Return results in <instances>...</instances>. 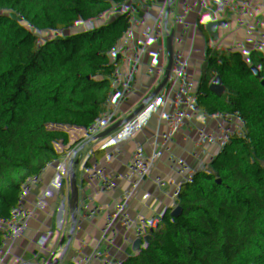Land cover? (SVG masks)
Listing matches in <instances>:
<instances>
[{
    "label": "trees",
    "instance_id": "trees-1",
    "mask_svg": "<svg viewBox=\"0 0 264 264\" xmlns=\"http://www.w3.org/2000/svg\"><path fill=\"white\" fill-rule=\"evenodd\" d=\"M241 1L0 0V164L15 166L0 170V264L41 261L58 241L64 185L85 157L81 148L49 154L126 89L204 82L239 59L224 52L223 37L203 43L225 22L216 13ZM32 154L42 161L29 163ZM160 193L153 215L160 246L193 245L198 264H264L263 190L163 182ZM170 208L175 227L163 222Z\"/></svg>",
    "mask_w": 264,
    "mask_h": 264
},
{
    "label": "built area",
    "instance_id": "built-area-1",
    "mask_svg": "<svg viewBox=\"0 0 264 264\" xmlns=\"http://www.w3.org/2000/svg\"><path fill=\"white\" fill-rule=\"evenodd\" d=\"M153 11L155 20H159L158 11L155 8ZM263 25L264 11L245 23L244 32L239 35L238 40L243 43L249 41L256 29ZM237 42L233 37L223 38L224 52L233 54ZM208 78L220 81L236 78L239 82L264 79V43L261 48L253 45L246 47L239 59L220 72L211 73ZM257 89L243 87L221 90L212 97L198 100L192 110L173 103L160 110L156 100L138 103L132 128L136 139L131 148V156L136 162L133 167L129 168V186L125 209L118 220L90 248L69 264H94L107 248H111L114 253L119 254L123 261L121 264H134L145 253L156 255L151 264H162L157 255L161 246L153 239V220L145 203L146 186H142L137 180L140 169L146 162L142 150L148 143H152L155 149L152 158L172 153L178 146L185 145L192 160L199 162L208 160L210 162V169L203 181L198 173L185 175L167 173L163 177L162 183L180 186L188 183L196 185L207 183L219 186L226 177L224 164L229 162L232 167L238 170V179L246 177L249 183L256 185L259 189L264 188V162L253 165L250 163L254 148L264 147V127L261 124L264 122V101L256 97ZM135 90L126 89L120 98V101H123L121 110L123 126L120 133L116 134L110 127H101L98 124L104 111L102 110L94 117L88 129L79 136L68 137L65 142L69 148H81L85 158L64 185L67 195L64 223L58 233L57 243L39 261V264H57L72 253L76 236L87 223L103 181L107 177H112L110 189L122 183L121 146ZM237 99H244L249 109L254 105L258 118L252 114L238 116L234 109L225 112L224 106ZM193 116H206L215 120L219 130L232 116H237L234 126L236 138L232 139L228 135L220 134L208 136L202 132H195ZM147 122L153 126L150 130L145 125ZM217 144L221 145L219 162L215 161V152L212 150ZM207 146L210 149H206ZM34 156L39 157L38 154H32L30 158L32 159ZM245 165L249 166L248 170L242 169ZM120 201V198L106 197L103 199L102 205L117 212ZM165 248L172 251L169 264L199 263V253L193 245H170Z\"/></svg>",
    "mask_w": 264,
    "mask_h": 264
},
{
    "label": "crops",
    "instance_id": "crops-1",
    "mask_svg": "<svg viewBox=\"0 0 264 264\" xmlns=\"http://www.w3.org/2000/svg\"><path fill=\"white\" fill-rule=\"evenodd\" d=\"M234 7H238V12H235L233 10ZM263 11L264 0H242L241 2L234 4L229 9L217 12L216 15L219 18L225 20L223 26L217 34L218 37L235 38L238 42L237 47L234 48V53H236L238 56L240 55V57L243 55L246 47L248 46L253 45L257 48H261L264 43V25L259 26L256 29L255 34L250 37L249 41L243 43L238 39L239 35L244 32L245 23L251 19L256 18ZM210 81L215 82L207 85L231 84L239 82L236 78H230L226 81H220L217 79H212ZM257 88L258 91L256 93V97L264 101V84ZM217 92L218 91H207L198 89H179L162 85L143 91L141 93L144 94L143 99L141 101H139L138 99V103L146 100H156L159 103L160 110H163L167 105L171 103L177 106L184 107L187 110H192L198 100L205 97H212ZM122 107L123 101H120V103H118L117 105L104 109L100 116L98 124L101 127H110L116 134L120 133L123 126V118L121 114ZM232 109L236 111L238 116H247L249 114H252L255 118H258L256 107L253 105L249 109L244 99H237L235 102L227 103L224 106L225 112H230ZM193 122L195 132H202L207 134L208 136L220 134L228 135L232 139L236 138L234 126L237 122V116H232L229 121L224 123V127L220 130L218 129L216 121L209 119L206 116H193ZM261 124L264 127V122H262ZM145 125L148 130L153 127L149 122L145 123ZM135 139L136 135L133 131V133L131 132L130 136L126 141V145L128 144V142L130 143L129 157H127L125 154L126 145L124 147V163H129L130 167H133L136 162L135 159L131 156V148L135 143ZM207 148L210 149L209 146H207L206 149ZM212 150L215 152V161L219 162V158L221 156V145L217 144ZM154 151L155 149L152 143H148L143 147L142 152L143 155L146 157V162L141 167L139 176L137 178V180L142 186H146L145 203L149 213L150 210L154 207L152 205V202L155 201L154 196L159 194H157V191L161 192L162 179L167 173L177 175H185L187 173H198L203 181L206 177L207 172L210 169V162L208 160H205L203 162L192 160L185 145H180L173 150V152H177L180 157L173 158L172 170H169V168L163 163H158L155 158H152ZM161 156L159 157L161 158ZM262 162H264V147L254 148L252 157L250 158V163L253 165ZM248 168V165L242 167L243 170H248ZM224 169L226 170V177L218 187L237 186L258 188L256 187V185L249 183L246 177H241L240 179H238V170L232 167L229 162L224 164ZM112 180V177H107L103 181V184L100 189L98 190V197L95 199L94 204L91 208V213L88 217L87 223L76 236L75 243L73 246V252L79 251L87 243H89L95 233L99 229L107 225V223L112 219V217L116 213L115 211H111L110 209L102 205V201L106 197L121 199L123 196L122 183L114 188H109L112 183ZM203 186V183L197 185L199 190H202ZM261 190L264 191V188H262ZM150 216L153 220V214H150ZM157 255L160 258L162 264H169L172 256V251L161 246ZM155 256L156 255L153 253H145L134 264H151V261ZM122 262V258L119 256V254L114 253L111 248H107L101 258L98 259L94 264H121ZM21 264H39V261L23 260L21 261Z\"/></svg>",
    "mask_w": 264,
    "mask_h": 264
},
{
    "label": "water",
    "instance_id": "water-1",
    "mask_svg": "<svg viewBox=\"0 0 264 264\" xmlns=\"http://www.w3.org/2000/svg\"><path fill=\"white\" fill-rule=\"evenodd\" d=\"M192 9L198 10L197 6H191ZM233 10L235 12H238V7H234ZM220 41V38L218 37L217 34L213 33L210 38L203 43L205 46H209L212 44H218ZM262 84H264V79H250L247 81H240L238 83H231V84H218V85H207V84H202V85H197L194 81L191 80H166V81H153L149 82L146 84H143L139 86L133 95L132 101H131V106H130V111L129 115L127 117L125 127H124V137L122 140V146H121V163H122V170H121V182H122V187H123V196L120 201V207L117 210V212L114 214L112 219L99 229L93 238L87 243L82 249L79 251H74L70 253L67 257H65L63 260H61L57 264H69L73 260H75L80 254L85 252L88 248H90L101 236L102 234L114 223L118 220V218L121 216L123 210L125 209L126 206V200H127V190L129 186V168L130 164L129 163H124V147L126 145V141L128 137L130 136L133 128V123H134V116H135V111L136 107L138 104V99L140 94L150 88L157 87V86H168V87H174V88H179V89H198V90H210V91H221V90H230V89H236V88H243V87H251V88H257L260 87ZM179 158V154L177 152H172V153H165L161 156V161L162 163L169 168V170H172V160L173 158ZM205 202L208 204L209 208H213V201L209 198L204 199ZM261 208H263V205H259L256 211H259ZM215 216L217 218H222L221 214L219 211H216ZM163 222L171 227H175L179 219L176 215V212L174 208H170L166 214L163 217ZM241 222L240 217H235L230 221V225L233 227H236L239 223Z\"/></svg>",
    "mask_w": 264,
    "mask_h": 264
},
{
    "label": "rangeland",
    "instance_id": "rangeland-1",
    "mask_svg": "<svg viewBox=\"0 0 264 264\" xmlns=\"http://www.w3.org/2000/svg\"><path fill=\"white\" fill-rule=\"evenodd\" d=\"M149 1H154V0H149ZM213 82H215V81H210V79H208V80H205L204 82H199V81H196L195 83L197 84V85H199V84H211V83H213ZM209 93H211V92H209ZM214 93V92H213ZM143 95L144 94H141V96L139 97V101H141L142 99H143ZM132 133H133V129H132ZM68 150H69V146L67 145V143H64L63 145H61L55 152H57V153H55V152H53V153H50L49 155L50 156H55V155H61V154H63V153H66V152H68ZM129 153H130V143L128 142V144L126 145V148H125V154H126V156L127 157H129ZM52 154V155H51ZM51 158V157H50ZM40 161H42V159H41V157L39 156H34L30 161H29V163H38V162H40ZM44 161V160H43ZM15 166H12L11 164H8V165H6V164H0V170H10V169H12V168H14ZM159 193V194H158ZM157 194L158 195H156V196H154V200L155 201H153L152 202V205L154 206L151 210H150V214L152 215H154V213H155V209H156V207L158 206V204H159V201H160V195H161V193L160 192H158L157 191Z\"/></svg>",
    "mask_w": 264,
    "mask_h": 264
},
{
    "label": "clouds",
    "instance_id": "clouds-1",
    "mask_svg": "<svg viewBox=\"0 0 264 264\" xmlns=\"http://www.w3.org/2000/svg\"><path fill=\"white\" fill-rule=\"evenodd\" d=\"M220 38V37H219Z\"/></svg>",
    "mask_w": 264,
    "mask_h": 264
}]
</instances>
